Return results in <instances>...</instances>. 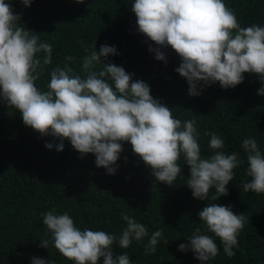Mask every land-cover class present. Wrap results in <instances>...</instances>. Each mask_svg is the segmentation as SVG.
<instances>
[{
    "label": "clouds",
    "instance_id": "clouds-1",
    "mask_svg": "<svg viewBox=\"0 0 264 264\" xmlns=\"http://www.w3.org/2000/svg\"><path fill=\"white\" fill-rule=\"evenodd\" d=\"M20 2L30 7L33 0ZM131 10L139 33L157 45H149L155 59L167 64L162 49L168 47L180 57L175 71L186 78L189 95L202 94L198 85L217 82L224 89L235 88L244 82L245 73L258 76L264 83V26L242 27L225 0H133ZM85 52L79 72L70 63L57 65L49 73V82L39 87L37 81L53 62V46L24 27L11 0H0V101L18 110L23 123L42 137L60 141L56 145L46 143L48 149L55 146L63 151L68 140L81 157L94 154L97 167L115 174L114 165L124 151L123 145L130 143L157 182L173 186L181 176L183 160L190 169L186 185L194 198L208 201L213 189L217 193L211 197L213 201L229 195L227 186L244 163L239 153H226L222 150L225 140L215 132H206L211 154L202 155L195 119L177 118L174 109L154 98L146 82L133 80V74L122 66L104 62L118 54L115 46L102 45L97 51L94 45ZM65 60L74 58L67 56ZM258 95L264 96V87ZM241 147L250 178L242 190L264 194V153L254 138L244 139ZM41 215L45 236L50 239H43L40 246L49 249L51 242L73 264H100L101 258L103 264H132L127 252L116 253L114 245L127 249L133 241L147 237L148 255L156 252L164 238L163 229L149 235L148 228L126 212H121L126 226L119 235L81 229L68 212L57 214L55 208ZM198 217L203 227H194L187 237L189 243L179 244L178 250L192 251L201 264H211L221 246L227 257H234L246 215L214 202L207 203ZM32 264L56 261L34 257Z\"/></svg>",
    "mask_w": 264,
    "mask_h": 264
},
{
    "label": "trees",
    "instance_id": "trees-1",
    "mask_svg": "<svg viewBox=\"0 0 264 264\" xmlns=\"http://www.w3.org/2000/svg\"><path fill=\"white\" fill-rule=\"evenodd\" d=\"M11 2L24 27L53 46V62L37 81L39 87L49 82V73L57 65L70 63L79 72L85 48L91 51L95 45L99 51L102 45L115 46L118 54L104 62L122 66L133 74V80L146 82L154 98L174 109L177 118L195 119L202 155L211 154L210 136L205 133L215 132L225 140L222 150L239 153L244 163L227 186L229 195L213 201L211 197L217 195L213 189L208 201L199 200L186 185L190 169L183 160L181 176L169 186L157 182L131 144L124 143L114 165L116 173L108 174L96 166L94 154L81 157L68 140L63 151L55 146L48 149L46 143L60 141L42 137L23 123L18 110L0 101V264H32L34 257L73 264L51 242L49 249L40 246L43 239H50L45 236L41 214L53 208L57 214L68 212L81 229L119 235L126 226L121 212L143 223L149 235L163 229L164 238L152 254L145 255L147 237L133 241L127 249L114 245L116 253L127 252L132 264H201L192 251L181 252L178 245L189 243L187 237L194 227H203L198 212L214 202L232 206L236 214L246 215L247 222L233 249L236 255L227 257L221 246L211 264H264V194L243 192L241 187L250 179L243 140L254 138L264 153V96L258 95L264 83L259 77L245 73L243 83L228 89L218 82L198 85L202 94L191 96L186 78L175 71L181 63L177 53L171 47L162 49L167 55L165 64L149 51V45H157L139 33L131 10L133 0H33L30 7L20 0ZM225 3L235 10L242 27L264 26V0ZM67 56L74 61H66Z\"/></svg>",
    "mask_w": 264,
    "mask_h": 264
}]
</instances>
